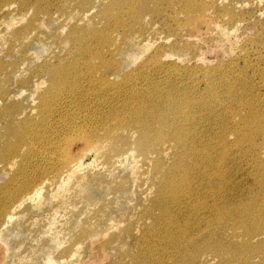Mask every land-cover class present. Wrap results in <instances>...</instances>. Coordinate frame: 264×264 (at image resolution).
<instances>
[{
  "label": "bare ground",
  "instance_id": "1",
  "mask_svg": "<svg viewBox=\"0 0 264 264\" xmlns=\"http://www.w3.org/2000/svg\"><path fill=\"white\" fill-rule=\"evenodd\" d=\"M226 2L0 0V157L5 146L14 152L7 160H0V170L4 168L2 172L9 170L12 174L7 184L0 185V194L5 191L0 197V222H10L14 219L13 211L39 195L42 187L52 185V176L34 181L33 172L54 168L65 175L67 182H79L85 159L93 153L99 167L101 163L108 164V167L117 166L131 157L133 174H138L142 167L151 163L160 170L158 161L162 160L161 156L175 153L178 161L167 170L165 178L173 177L175 168L190 163L194 159L193 153L199 150L196 146L200 143L198 137L205 138L204 132L209 126L186 116L192 96H196V87L186 80L196 82V68L185 67L186 71H180L175 64L165 68L167 64L163 59L171 56L165 52L166 43L159 33L160 27L166 31L161 20L164 26L169 19L173 22L168 26L176 33L169 44L172 55L182 50L191 56L187 61L206 60L204 53L195 51L191 42L194 43L198 36L199 42L207 43L204 35L211 25L212 31L221 37L236 30L213 21L212 5ZM197 23L200 25L196 26ZM200 27H205L204 32L195 34ZM147 34L153 39L144 40ZM168 39L167 43L171 41L170 37ZM152 41L156 47L149 51L153 48L149 44ZM51 45L55 50L42 57L38 58L37 52H33L36 46L46 51ZM138 45H145L150 54H136L140 49L129 54L128 49ZM141 58H144L141 64L127 71L131 62ZM150 67L153 69L151 74ZM154 70L157 75L174 74L176 79L154 81ZM203 71L207 86L213 91V77L217 74L214 72L212 76L210 71L208 74V70ZM32 87H35L30 94L32 102L25 105L19 97L28 90L31 92ZM231 88L223 94L213 91L216 95L207 90L199 92L197 109H208L210 113L221 108L219 105L225 106L226 94ZM72 138L85 142L81 154L74 158L69 151L66 152ZM134 145L141 154L134 153ZM195 171L196 168L185 167L182 179H163L161 187L164 183L176 181L183 189L178 188L174 195L184 191L182 201L188 200V192L191 189L198 191L203 179L211 175L206 170ZM59 177L57 179L61 180ZM54 181L55 184L57 181ZM215 184L220 185V182ZM65 185L63 181L59 188ZM172 197L168 190H163L161 198L168 200L162 208ZM208 206H217V203ZM220 216L221 208L216 207L207 222L208 234L198 247V258L224 249L223 241L213 246L210 237L218 238L217 234H221L225 239L228 236L239 239L241 236L238 237L235 228L230 234L226 226H219ZM232 219L238 222L235 217ZM247 234L249 240L264 239V231L256 232V227H250ZM181 238L176 241L179 243L176 248L167 244L161 253H179L176 258L181 262L182 252L188 249L187 245L180 243ZM249 240L245 241L246 245L250 244ZM142 253L156 252L151 247L143 249ZM153 259L145 255L140 264H154ZM211 259L204 256L206 263ZM248 259L245 258L244 263Z\"/></svg>",
  "mask_w": 264,
  "mask_h": 264
},
{
  "label": "rangeland",
  "instance_id": "2",
  "mask_svg": "<svg viewBox=\"0 0 264 264\" xmlns=\"http://www.w3.org/2000/svg\"><path fill=\"white\" fill-rule=\"evenodd\" d=\"M211 10L215 13L214 23L236 30L221 37L212 31L211 25L204 35L207 43L199 42L196 36L191 44L196 47L195 51L204 53L206 60L187 61L191 56L182 50L172 55L169 44L176 33L168 26L173 22L169 19L164 26L161 20L166 31L159 29L166 43L165 52L171 56L163 59L167 64L165 68L170 64L179 66L180 71H186L185 67L196 68V82L186 80L196 87V96H192L186 116L207 124L209 130L204 132L205 138L198 137L199 150L193 153L194 159L188 164L185 162L182 168H175L173 177L168 178L165 173L178 161L175 153L161 156L160 170L153 163L145 167L142 163L138 174L132 173L131 157L121 160L118 164H122L117 166L101 163L99 167L93 153L85 159L79 182H67L65 175L54 168L33 172L34 181L52 176V185L42 187L34 200H28L13 211L14 219L10 222L5 224L1 220L0 264H140L145 255L155 258L154 264H264V239L249 240L247 234L250 227H256V232L264 231V0H227L223 5L213 4ZM204 28L195 29L194 33H202ZM146 36L144 40L153 39ZM168 37L171 38L169 43ZM149 44L153 47L149 51H153L156 44L153 41ZM46 49L43 51L36 46L33 52H37L39 58L53 52L55 47L51 45ZM128 51L129 54L138 51L136 54L143 53V56L150 54L145 45L132 46ZM143 59L131 62L127 71L141 64ZM202 69L208 70L207 74L210 71L212 76L214 72L217 74L213 77V91L223 94L232 87L226 94L225 106L219 105L221 108L210 113L208 109H197L199 92L214 93L208 88ZM149 70L151 74L153 69ZM154 74V81L176 79L171 73L157 75L154 70ZM34 88L19 97L25 105L32 102L30 94ZM233 92L236 95L230 96ZM83 147L84 141L72 138L66 152L74 158L81 154ZM9 149L5 146L0 160H7L14 153ZM133 151L141 154L135 145ZM185 167L196 168L195 172L206 170L211 175L206 180L200 178L203 185L198 191L191 189L188 200L182 201L184 191L174 195L178 188L183 189L180 183H164L162 187L161 184L163 179H182ZM1 170L3 187L12 174ZM52 172H56L55 175ZM53 177L58 182L56 185ZM58 177L66 183L64 188H59L63 181ZM165 189L173 197L162 208L168 200L161 198ZM3 193L5 191L0 197ZM214 202L217 206H208ZM216 207L221 208L219 226H226L230 234L235 228L238 237L241 236L239 239L231 236L225 239L221 234H217L218 238L210 237L211 245L218 246L223 241L224 249L198 258V247L208 234L207 222ZM146 229L150 230L145 232ZM180 236V243L188 246L182 252L181 262L176 258L179 253H161L167 244L176 248ZM248 240L250 244L246 245ZM151 247L156 253H142L143 249ZM204 256L212 259L206 263ZM245 258L249 259L244 263Z\"/></svg>",
  "mask_w": 264,
  "mask_h": 264
}]
</instances>
